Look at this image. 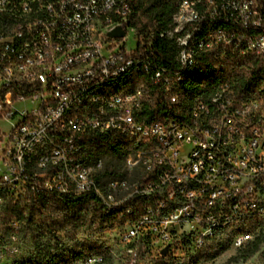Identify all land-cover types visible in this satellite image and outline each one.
Wrapping results in <instances>:
<instances>
[{"label": "built area", "instance_id": "built-area-1", "mask_svg": "<svg viewBox=\"0 0 264 264\" xmlns=\"http://www.w3.org/2000/svg\"><path fill=\"white\" fill-rule=\"evenodd\" d=\"M0 0L3 12L17 14L43 9L44 17L31 27L17 26L16 35L0 38V124L10 122L8 134L0 130V264L20 261L25 224L10 215L11 205L54 199L67 202L92 193L103 210L129 205V212L115 219L113 245L122 264H183L208 249H217L212 264L224 261L222 237L238 228L253 229L249 239L237 247L264 239V100L240 97L236 85L217 86L200 100L201 113L192 111L186 122H151L145 114L155 98L144 95L152 85L169 102L177 103L174 88L178 72L203 55L218 51L222 57L264 54V0H179L172 17L173 27L158 32L160 40H172L175 65L165 64L153 50L154 36L136 33L137 46L128 51V31L138 0ZM192 7L206 8L208 18H189ZM114 18L103 20V12ZM228 19L229 26L215 27L214 20ZM10 26V24H9ZM120 29L123 38L111 33ZM186 36L187 43H180ZM193 36H203L194 46ZM254 53H234L239 39H249ZM233 40V47H226ZM140 63L143 85L118 99L101 98L102 81ZM88 87L99 95L86 101ZM86 104L85 114L62 119L67 107ZM19 105L25 106L20 108ZM144 134L142 177L128 203L117 201L126 178L109 180L111 194L102 193L90 178V169L104 171L103 161L94 160L88 138ZM206 137L215 138L208 147ZM228 137V144H221ZM81 149L87 157L80 158ZM30 160V167H23ZM92 160V168L83 161ZM128 177L132 159L125 163ZM38 168L48 176H38ZM104 177V176H103ZM144 195L153 202L144 203ZM142 208L143 215H136ZM166 251V253H164ZM105 261L93 258L88 264ZM264 264V256L258 260Z\"/></svg>", "mask_w": 264, "mask_h": 264}, {"label": "trees", "instance_id": "trees-1", "mask_svg": "<svg viewBox=\"0 0 264 264\" xmlns=\"http://www.w3.org/2000/svg\"><path fill=\"white\" fill-rule=\"evenodd\" d=\"M178 2L179 0H138L134 9L135 15L131 18L132 23L136 15L142 12L147 20L156 25L155 33H153V50L165 64L170 66L175 65L176 48L172 40H160L158 32L173 26L172 17ZM140 34H143L145 39L151 38V34L145 28ZM143 80L142 76L130 80L126 83L127 90L132 91L134 88L142 86ZM227 83L236 85V91L240 97L255 96L264 99V60L255 56L245 58L235 55L222 57L219 52L203 55L197 65L188 70L183 83L179 85L177 103L172 104L165 99L162 92H155L152 85H144L149 92L147 98L156 97L154 103L148 106L145 114L151 122H186L192 118V111L200 104L201 99L208 97L217 86ZM131 143L129 138L126 139L116 133L109 136L94 135L87 140V144L92 150L121 158L126 157ZM59 206L64 217L54 220L52 223L48 222L45 212L39 208L35 201H21L11 205L10 215L17 217L33 231V240L37 244L42 236L48 235L57 238L59 232L63 233L68 228L72 229L71 232H75V235H78L80 232L78 228L86 222L88 216H91V219L102 228L114 227L115 219H119L123 215V210L128 208V205L116 207L111 211L112 213L108 214L103 210L101 199L92 193L82 195L78 199L59 202ZM89 209H91L90 215L87 213ZM109 248V245H103L95 252L85 248L79 249V251L74 252L73 258L65 264L84 262L91 255L105 259L101 263L114 264L112 255L106 251ZM63 258H68V256ZM55 261L50 263L38 262V264H54ZM23 264L34 263L23 261Z\"/></svg>", "mask_w": 264, "mask_h": 264}, {"label": "bare ground", "instance_id": "bare-ground-1", "mask_svg": "<svg viewBox=\"0 0 264 264\" xmlns=\"http://www.w3.org/2000/svg\"><path fill=\"white\" fill-rule=\"evenodd\" d=\"M198 3H207V0H198ZM38 5H45V0H38ZM64 7V0L56 1V10H62ZM193 9L189 11V18H197V20H202L208 18V10L206 8L192 7ZM27 14H17L15 21H13L12 12H3V17L0 18V38L5 36H14L16 35L17 26L31 27L37 25L38 21H41L44 17L43 9H31L26 10ZM114 18V11L108 10L103 12V20H109ZM215 27L217 26H229L228 19H217L214 20ZM10 24V26H9ZM173 27V26H172ZM194 46H202L204 43L203 36H193ZM180 43H187L186 36H179ZM171 41V40H169ZM226 47H233V40H226ZM241 51H247V53H254V44H250L249 39H239L238 46H234V53H241ZM218 51H212V53H218ZM254 56L264 60L263 53H254ZM199 60H191L187 67H183L178 72V81L174 88V98L175 100L179 99V85L183 83L186 73L188 70L197 65ZM141 72L140 63H131L127 66L126 71H122L120 74H115L110 78H106L102 81L101 88V98L106 100L118 99L119 94L124 93L132 94L134 90L130 91L126 88V83L134 78L141 75H137ZM146 87V86H144ZM147 88V87H146ZM144 88V95L148 96L149 92ZM85 99L86 101H94L95 98L99 95V89L97 87H88L86 88ZM129 89V88H128ZM258 100H264L259 99ZM78 107H67L65 112H62V119L65 118H76L77 116L84 115L86 104L84 101L77 102ZM194 113H201L200 104L194 109ZM192 117V115H191ZM193 119V117L191 118ZM181 123L178 121L171 122ZM112 133L117 134V126L109 127V135ZM121 137L129 138L132 141L131 147L128 148L126 158L129 156L132 159L133 172L131 176L127 177L124 180L125 184L123 185V191H117L116 197L119 203H128L129 200L133 199L132 190L138 188L140 183V178L142 177V170H140L142 165L143 158V149L144 144V134L127 132L120 134ZM206 144L208 147H215V138L206 137ZM221 144H228V137H221ZM90 148V147H89ZM80 158L87 157L86 149H81ZM92 155L94 160L97 159L98 151L92 150ZM84 168H92V160L83 161ZM23 167H30V160H23ZM102 170L90 169V178L92 181L96 182V187L102 188V193L111 194L112 186L109 182L106 186L103 185L101 178ZM38 176H48V169L38 168ZM0 194H4V187H0ZM153 202L152 195H144V203ZM124 205H115L113 208L105 210L108 214L112 213L114 208ZM126 206V205H125ZM129 212L128 208L123 210V215ZM136 215H143L142 208H135ZM256 223L259 225H264V215L256 216ZM253 236V229L250 228H238L237 230L231 231L229 234H224L222 237V248L224 252V261H219L212 264H258V260L264 256V239H254L252 243H243L239 248L237 247L239 239H249ZM112 255V258L117 260L122 264V258H119V249L118 246L112 247V250H106ZM195 258L187 259L183 264H202L213 262L214 258H217V249H208L201 251L199 254L194 255ZM16 264H23L16 261Z\"/></svg>", "mask_w": 264, "mask_h": 264}, {"label": "rangeland", "instance_id": "rangeland-1", "mask_svg": "<svg viewBox=\"0 0 264 264\" xmlns=\"http://www.w3.org/2000/svg\"><path fill=\"white\" fill-rule=\"evenodd\" d=\"M133 24V25H132ZM135 28L133 31L130 29L128 31V51L135 50L137 46L136 33L140 37L143 28L147 30L148 33L153 35L155 33L156 25H153L149 20L146 19L145 15L141 12L136 15L130 24ZM136 32V33H135ZM20 108L25 106L19 105ZM11 128V123L3 121L0 124V130L2 134H8ZM129 156L126 158L111 156L107 153L97 154V161H103L104 171L102 170L101 178L103 185L106 186L109 180L113 178H126L127 171L125 170V163L128 161ZM104 176V177H103ZM39 208L45 212L48 222L52 223L54 220H59L64 217L62 214L59 203L54 199L40 200L36 201ZM91 209L87 211L89 215L91 214ZM80 230L78 235L75 232H71L72 229L68 228L65 232L58 233L57 238H52V236H42L40 241L36 244L34 243L33 237L34 233L27 226L24 228V233L22 235V250L19 256L20 263L23 261L38 264V262L50 263L56 260L54 264H65L67 261L73 258L74 252L79 251V249L93 250L94 252L99 250L103 245H113L115 240L116 231L115 228L104 227L102 228L95 221L91 219V216L87 217L86 222L78 228ZM112 247L108 249L112 250ZM92 253V252H91ZM88 254V253H87ZM68 256V258H63ZM59 257V259H56ZM98 258L95 255H91L86 258L84 262H76L75 264H88L93 258ZM114 264H121L116 259L113 261ZM96 264H110L97 262Z\"/></svg>", "mask_w": 264, "mask_h": 264}, {"label": "water", "instance_id": "water-1", "mask_svg": "<svg viewBox=\"0 0 264 264\" xmlns=\"http://www.w3.org/2000/svg\"><path fill=\"white\" fill-rule=\"evenodd\" d=\"M111 36L123 38L125 36V33L122 32L120 29H117L111 33ZM164 253H166V251H164Z\"/></svg>", "mask_w": 264, "mask_h": 264}]
</instances>
